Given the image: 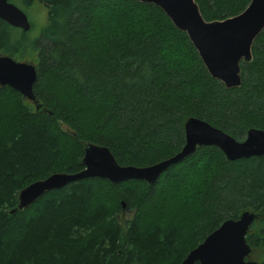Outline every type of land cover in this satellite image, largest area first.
Segmentation results:
<instances>
[{"label": "trees", "instance_id": "trees-1", "mask_svg": "<svg viewBox=\"0 0 264 264\" xmlns=\"http://www.w3.org/2000/svg\"><path fill=\"white\" fill-rule=\"evenodd\" d=\"M193 1L206 22L250 2ZM7 2L22 12L37 2L46 20L35 37L30 23L22 32L0 20V55L34 65L38 107L0 87V264H180L244 211L263 212L245 243L264 264V156L227 161L198 147L152 185L87 178L9 213L29 184L80 172L85 144L106 148L119 166L146 167L180 151L188 118L236 142L264 131V28L239 62V86L226 89L152 4Z\"/></svg>", "mask_w": 264, "mask_h": 264}, {"label": "water", "instance_id": "water-1", "mask_svg": "<svg viewBox=\"0 0 264 264\" xmlns=\"http://www.w3.org/2000/svg\"><path fill=\"white\" fill-rule=\"evenodd\" d=\"M136 1L156 6L178 31L185 33L211 78L218 80L226 89L239 86V62L250 60L251 43L264 28V0H250L238 15L212 22L201 18L193 0ZM0 20L22 32H27L30 27L26 15L7 0H0ZM35 78L32 63L0 55V87L18 93L34 103L37 109L32 94ZM183 132L184 145L179 152L146 167L119 166L106 148L85 144L80 172L52 174L29 184L18 192L16 207L9 213L28 207L44 192L87 178L104 179L110 183L142 181L152 185L163 171L198 147H215L227 161L264 156L262 130L249 129L244 140L236 142L205 122L188 118L183 124ZM262 213L244 211L236 220L222 222L190 250L180 264H257L246 259L250 248L245 243V235Z\"/></svg>", "mask_w": 264, "mask_h": 264}, {"label": "rangeland", "instance_id": "rangeland-1", "mask_svg": "<svg viewBox=\"0 0 264 264\" xmlns=\"http://www.w3.org/2000/svg\"><path fill=\"white\" fill-rule=\"evenodd\" d=\"M23 12L27 17L28 22L31 24V29H32L31 30V37L37 36L39 29L45 23V20H46L45 8L42 5H40L39 3L35 2L26 10L24 9ZM16 61H19V60L16 59ZM60 128L63 131H67L65 126H63V125H61ZM246 259L249 261L256 262L251 256L247 257Z\"/></svg>", "mask_w": 264, "mask_h": 264}]
</instances>
